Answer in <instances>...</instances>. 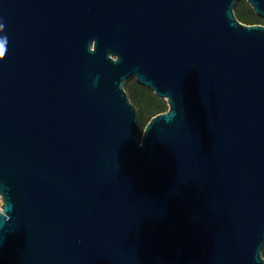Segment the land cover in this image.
<instances>
[{
    "label": "water",
    "instance_id": "obj_1",
    "mask_svg": "<svg viewBox=\"0 0 264 264\" xmlns=\"http://www.w3.org/2000/svg\"><path fill=\"white\" fill-rule=\"evenodd\" d=\"M236 2L0 0V264H264V24ZM130 76L168 105L140 138Z\"/></svg>",
    "mask_w": 264,
    "mask_h": 264
},
{
    "label": "trees",
    "instance_id": "obj_2",
    "mask_svg": "<svg viewBox=\"0 0 264 264\" xmlns=\"http://www.w3.org/2000/svg\"><path fill=\"white\" fill-rule=\"evenodd\" d=\"M233 11L236 18L242 23L264 24V17L256 14L247 0H237ZM124 89L138 111L140 121L138 138H140L150 117L168 109L167 101L158 97L150 88L138 83L134 76L125 80Z\"/></svg>",
    "mask_w": 264,
    "mask_h": 264
},
{
    "label": "clouds",
    "instance_id": "obj_3",
    "mask_svg": "<svg viewBox=\"0 0 264 264\" xmlns=\"http://www.w3.org/2000/svg\"><path fill=\"white\" fill-rule=\"evenodd\" d=\"M5 31V24L0 21V33H4ZM7 36L6 35H0V59L3 58L4 54L7 51ZM259 260L261 262H264V244L260 246L259 249Z\"/></svg>",
    "mask_w": 264,
    "mask_h": 264
},
{
    "label": "built area",
    "instance_id": "obj_4",
    "mask_svg": "<svg viewBox=\"0 0 264 264\" xmlns=\"http://www.w3.org/2000/svg\"><path fill=\"white\" fill-rule=\"evenodd\" d=\"M3 203H4V199L2 197V194L0 193V212L3 211V206H2Z\"/></svg>",
    "mask_w": 264,
    "mask_h": 264
}]
</instances>
